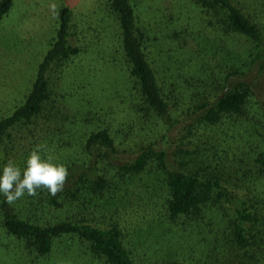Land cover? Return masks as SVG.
Returning a JSON list of instances; mask_svg holds the SVG:
<instances>
[{"label":"trees","instance_id":"trees-1","mask_svg":"<svg viewBox=\"0 0 264 264\" xmlns=\"http://www.w3.org/2000/svg\"><path fill=\"white\" fill-rule=\"evenodd\" d=\"M102 6L118 33L104 28L83 35L76 30L71 8L60 6L31 88L0 117L2 167L8 161V148L2 147L12 131L52 112V72L57 71L62 80L72 81L63 95L73 100L77 119L95 125L81 137L85 161L66 165L67 179L55 196L42 188L9 204L0 195V231L39 258L48 257L59 241L71 239L106 264H264V0H181L182 9L173 17L176 33L198 29L225 47L234 40L263 47L249 71L197 65L186 77L160 75L152 66L133 0H104ZM12 8L13 0L0 2V22ZM98 66L119 78L123 96L121 104L99 102L100 112L95 113L92 102L84 105L71 95H81L82 82L75 81L97 79ZM239 137L245 138L242 144ZM30 150L23 154L22 166ZM227 159L234 165L226 167ZM245 161L249 165L243 167ZM148 182L165 189L163 209L170 223L183 233L204 230L211 239L201 258L193 259L194 250L188 248L145 263L130 250L121 224L112 219L107 226L93 222V217L129 202ZM41 213L54 217L42 221Z\"/></svg>","mask_w":264,"mask_h":264},{"label":"rangeland","instance_id":"rangeland-1","mask_svg":"<svg viewBox=\"0 0 264 264\" xmlns=\"http://www.w3.org/2000/svg\"><path fill=\"white\" fill-rule=\"evenodd\" d=\"M180 1L133 0L138 13V25L147 36L146 53L155 70L160 75L174 73L182 77L190 75V70L197 65H206V68L210 67L215 71L218 68L226 72L249 71L252 59L263 47L243 40L227 41L225 47L212 35L208 37L205 33L198 34V29L193 34L176 33L177 26L173 23V17L176 18L182 9ZM103 2L104 0H13L12 11L0 22V117L6 116L20 104L31 88L37 65L54 34L60 6L65 4L71 8L76 30L83 35L98 33L104 28L113 33L119 32L116 24L104 11ZM106 54L109 59L112 58L111 51ZM253 69L255 72L258 68ZM95 72L97 79L91 78L88 81L83 77L75 81L82 82L78 85L81 95L77 96L73 91V95L70 93L72 98L82 99L80 102L84 105L88 101L92 102L95 113L100 112V107L96 104L101 101L121 104L123 87L119 78L114 77L113 72L104 66H98ZM68 80H62L57 71L52 72L54 93L49 108L52 112H44L33 125L12 131V139L2 147L8 148V161L14 160L23 169L25 151L40 144L45 145L42 156H51L56 163L70 166L85 161L80 146L81 137L93 130L95 125H83L85 119H77L79 111L72 105L73 100L68 102L63 95V92H69L68 87L73 86L72 81ZM92 82H97L100 90L93 89ZM83 84L87 86L86 89ZM76 88L77 86L74 89ZM117 90L121 93H116ZM75 120L76 124L73 123ZM119 120L121 123L123 118L120 117ZM243 140L239 137L237 143L242 144ZM217 141L222 143L219 138ZM230 144L232 142L225 144L224 148H229ZM239 144L234 145L236 152H239ZM219 154H223L222 151ZM232 158V151H229V160ZM229 160L224 163L226 167L234 165ZM242 165L247 166L249 162L245 161ZM141 186L130 197L129 202L115 206L99 215V218L93 217V222L107 226L114 220L121 224L130 250L145 263H155L168 255L176 256L188 248L194 250L193 259L201 258L203 249L207 247L206 242L211 240L206 232H181V228L166 218L163 209L166 191L161 183L148 182ZM41 214L38 217L45 216L44 213ZM52 217L54 216L46 215L41 220ZM23 250L19 241L8 238L0 231V264H106L94 258L87 246L78 240L59 241L46 258H39ZM227 257L232 259L230 255ZM190 263L198 264L195 260Z\"/></svg>","mask_w":264,"mask_h":264},{"label":"clouds","instance_id":"clouds-1","mask_svg":"<svg viewBox=\"0 0 264 264\" xmlns=\"http://www.w3.org/2000/svg\"><path fill=\"white\" fill-rule=\"evenodd\" d=\"M45 145H36L24 161L23 169L14 160L0 167V195L11 204L25 194L35 196L37 190L45 189L55 196L63 190L68 176L64 164L54 162L51 156H42Z\"/></svg>","mask_w":264,"mask_h":264}]
</instances>
